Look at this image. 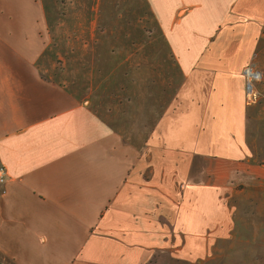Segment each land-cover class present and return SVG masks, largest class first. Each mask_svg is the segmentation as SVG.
<instances>
[{
  "label": "crops",
  "instance_id": "1",
  "mask_svg": "<svg viewBox=\"0 0 264 264\" xmlns=\"http://www.w3.org/2000/svg\"><path fill=\"white\" fill-rule=\"evenodd\" d=\"M67 1L0 0V262L264 264V0Z\"/></svg>",
  "mask_w": 264,
  "mask_h": 264
},
{
  "label": "rangeland",
  "instance_id": "2",
  "mask_svg": "<svg viewBox=\"0 0 264 264\" xmlns=\"http://www.w3.org/2000/svg\"><path fill=\"white\" fill-rule=\"evenodd\" d=\"M57 1L60 3L59 4L60 5L59 6V9H60L59 10V13L60 14H68V13L71 12V8H70V5L68 4V1L67 0H57ZM72 11H74V10H72ZM61 23H63L65 27H68L69 25H73L74 24V22L73 21H70V20L63 21ZM80 24H82V26H85L82 22ZM143 24H145V27L146 28H149L147 22H143ZM105 27L106 26L104 25L103 22H96V28H97V30L98 29L102 30ZM56 56H57V58L53 56V63L55 64V66L59 70L64 69V68L66 69L70 65V64L67 65L68 63H71V59H70L71 54H70V52H68V54H65V53L64 54H57ZM87 67L90 69V64H88ZM61 75H64L65 76V74H61ZM95 75H97V73H95ZM261 76L262 77L260 79L256 80V82L257 83L259 82L260 85L264 84L262 72H261ZM256 82H254V84H256ZM150 264H184V263L182 261H180V260H172V261H169V260H166L164 258H161L160 261L151 262Z\"/></svg>",
  "mask_w": 264,
  "mask_h": 264
},
{
  "label": "built area",
  "instance_id": "3",
  "mask_svg": "<svg viewBox=\"0 0 264 264\" xmlns=\"http://www.w3.org/2000/svg\"><path fill=\"white\" fill-rule=\"evenodd\" d=\"M243 73L246 78V93L248 99L251 100L254 94V82L260 79L261 72L255 68L253 65H248L244 68ZM5 180V168L0 165V184H2Z\"/></svg>",
  "mask_w": 264,
  "mask_h": 264
},
{
  "label": "trees",
  "instance_id": "4",
  "mask_svg": "<svg viewBox=\"0 0 264 264\" xmlns=\"http://www.w3.org/2000/svg\"><path fill=\"white\" fill-rule=\"evenodd\" d=\"M0 264H2V263L0 262Z\"/></svg>",
  "mask_w": 264,
  "mask_h": 264
}]
</instances>
